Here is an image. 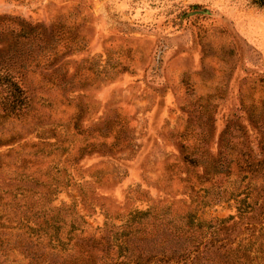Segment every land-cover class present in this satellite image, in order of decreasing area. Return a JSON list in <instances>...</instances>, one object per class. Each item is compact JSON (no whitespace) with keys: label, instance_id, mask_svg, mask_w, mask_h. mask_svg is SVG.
<instances>
[{"label":"rangeland","instance_id":"obj_1","mask_svg":"<svg viewBox=\"0 0 264 264\" xmlns=\"http://www.w3.org/2000/svg\"><path fill=\"white\" fill-rule=\"evenodd\" d=\"M19 31L18 52L38 64L7 73L31 109L2 130L15 137L0 145V187L19 183L13 173L56 175L52 204L75 203L74 224L109 234L127 257L132 234L169 238L189 215L236 219L227 191L264 188L263 172L253 179L240 167L244 141L260 155L250 119L264 117V0H0V41ZM51 127L58 145L42 146ZM82 147L91 152L79 157ZM189 150L223 151L230 173L199 177L201 164L181 158ZM85 193L92 214L80 208ZM147 208L158 218L128 220ZM19 233L0 231L2 264H27Z\"/></svg>","mask_w":264,"mask_h":264},{"label":"trees","instance_id":"obj_2","mask_svg":"<svg viewBox=\"0 0 264 264\" xmlns=\"http://www.w3.org/2000/svg\"><path fill=\"white\" fill-rule=\"evenodd\" d=\"M19 32L16 37L9 34V39L1 38L0 41V145L15 137V134H4L2 130L5 123L22 120L31 109V100L26 91L14 78L10 79L7 76V73L15 68L18 69L16 72L23 76L29 64L34 63L35 66L38 64L33 56L28 60L29 56L23 58L18 52L16 45L18 37L24 35L23 32ZM250 120L260 134V155L256 156L248 141L247 144L244 141L246 149L241 156L243 164L240 167L243 168L244 173L255 179L259 177L257 175L260 172H263L264 176V117L261 120L252 117ZM240 126L241 136L247 138L245 129ZM228 128L229 125H226L222 134L228 133L230 131ZM48 131H52L51 134L55 139L50 143L42 141V146L58 145L59 137L54 129L51 127ZM222 134V138L219 139L220 144L223 145L225 139ZM181 147L184 152L188 146L181 143ZM90 152L91 150L85 151V147H82L79 157ZM181 158L191 165L201 164L202 172L199 177L203 179L208 178L210 174L230 173V163L221 150L216 155H210L207 151L200 156H196L194 150H189L188 154L182 153ZM1 167L2 164L0 169ZM54 176L56 177L46 173L39 181V178L13 173L11 179H16L19 183L15 186L7 184L0 187V231L7 229L18 237L21 236L20 230L27 234L25 243L20 244L22 247L20 252L25 259H28L27 264H159L161 262L264 264V237L258 239L256 236L257 233H264V188L262 187L247 185L241 191L236 189L227 191L228 199L236 200L235 208L236 212L238 211L236 219L230 214L227 217H216L202 222L189 215L184 224L178 223L176 226L168 227L169 238H159L161 232H155L149 242H145L148 235L142 237L132 234L137 241H131L129 237L126 240L137 251H134V257H127L125 254L120 255L119 252H115L116 245L109 234L101 231L100 235L86 232L85 228H79L74 224L73 220L81 218L75 212V203L68 206L52 204L57 195V181ZM32 180L34 182H31ZM30 193H33L31 197L35 198L25 199ZM240 194H243V197L238 198ZM85 196L87 193L82 195L80 208L92 214L95 209L92 202L86 201ZM16 197L24 201L22 203L12 201ZM61 209H64L63 216L60 215ZM150 213V208L134 209L130 213L131 219L128 220L133 223L143 222L138 218H147ZM151 217L158 218L155 215ZM67 218L70 219V223L64 227ZM2 238L4 237L0 234V247ZM66 244L67 247H64ZM154 247H157L155 251ZM121 257L124 259L120 260ZM2 262L0 259V264ZM10 264H13V260Z\"/></svg>","mask_w":264,"mask_h":264}]
</instances>
